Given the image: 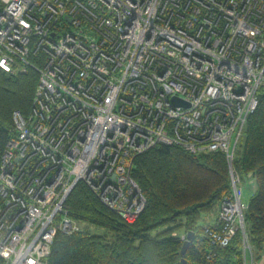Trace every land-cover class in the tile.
<instances>
[{
	"label": "built area",
	"instance_id": "2783aa9c",
	"mask_svg": "<svg viewBox=\"0 0 264 264\" xmlns=\"http://www.w3.org/2000/svg\"><path fill=\"white\" fill-rule=\"evenodd\" d=\"M0 68L37 72L0 158V264H48L79 229V181L135 221L134 159L159 144L225 154L231 192L204 233L226 247L240 231L253 264L232 161L264 81V0H0Z\"/></svg>",
	"mask_w": 264,
	"mask_h": 264
},
{
	"label": "trees",
	"instance_id": "16d2710c",
	"mask_svg": "<svg viewBox=\"0 0 264 264\" xmlns=\"http://www.w3.org/2000/svg\"><path fill=\"white\" fill-rule=\"evenodd\" d=\"M36 85L33 69L9 73L0 68V158L14 133L12 112L29 111ZM257 95V107L247 118L232 167L241 181L249 175L256 179L243 216L247 240L260 257L264 255V92ZM131 174L145 198L137 219L124 221L79 181L65 202L79 229L55 235L48 264H181L182 258L186 264H241L240 231L226 247L211 243L204 233V227L211 226L205 216L219 210L231 192L223 152L193 154L159 144L134 159ZM183 231L192 232L184 254Z\"/></svg>",
	"mask_w": 264,
	"mask_h": 264
},
{
	"label": "crops",
	"instance_id": "0c3cea01",
	"mask_svg": "<svg viewBox=\"0 0 264 264\" xmlns=\"http://www.w3.org/2000/svg\"><path fill=\"white\" fill-rule=\"evenodd\" d=\"M255 177L250 175V179H248L247 181H245V185L243 187V192L245 191V187H247V193H249V195H247V201L250 197V195L255 191L256 189V180L254 179ZM217 214H218V210L214 211L213 213L206 215L205 216V220L207 221V223L209 224H213L216 222L217 219Z\"/></svg>",
	"mask_w": 264,
	"mask_h": 264
},
{
	"label": "rangeland",
	"instance_id": "374dc122",
	"mask_svg": "<svg viewBox=\"0 0 264 264\" xmlns=\"http://www.w3.org/2000/svg\"><path fill=\"white\" fill-rule=\"evenodd\" d=\"M263 86L261 87V89L259 90V91H262V92H264V81H263ZM258 91V92H259ZM242 138V137H241ZM240 138V139H241ZM248 179H250V175L249 176H246L245 177V179L242 181L243 183H242V188L244 187V185H245V181H247ZM255 179V178H254ZM256 180V179H255ZM247 187H245L244 189H245V191L243 192V190H242V196H241V201L243 202V203H247V195H249V193H247V189H246ZM251 196V195H250ZM79 225V224H78ZM186 231H183L182 233H181V238H184L185 237V239H186ZM184 239V240H185ZM248 261H250V257L248 258ZM253 264H264V255L263 256H256V255H254L253 254Z\"/></svg>",
	"mask_w": 264,
	"mask_h": 264
},
{
	"label": "water",
	"instance_id": "95a60500",
	"mask_svg": "<svg viewBox=\"0 0 264 264\" xmlns=\"http://www.w3.org/2000/svg\"><path fill=\"white\" fill-rule=\"evenodd\" d=\"M173 101L175 104H183L184 101L180 98L173 97ZM192 237V232L188 231L186 233V239L183 240L182 246H181V253L184 254L189 246V242ZM181 264H186V260L184 258L181 259Z\"/></svg>",
	"mask_w": 264,
	"mask_h": 264
}]
</instances>
